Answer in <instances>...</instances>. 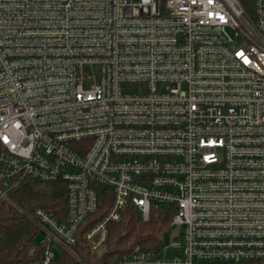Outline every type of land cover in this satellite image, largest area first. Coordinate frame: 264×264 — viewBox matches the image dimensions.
Returning a JSON list of instances; mask_svg holds the SVG:
<instances>
[{
  "label": "built area",
  "instance_id": "obj_1",
  "mask_svg": "<svg viewBox=\"0 0 264 264\" xmlns=\"http://www.w3.org/2000/svg\"><path fill=\"white\" fill-rule=\"evenodd\" d=\"M24 179L66 211L32 209L21 264L98 249L127 204L168 239L107 264L264 259V0H0V198Z\"/></svg>",
  "mask_w": 264,
  "mask_h": 264
},
{
  "label": "trees",
  "instance_id": "obj_2",
  "mask_svg": "<svg viewBox=\"0 0 264 264\" xmlns=\"http://www.w3.org/2000/svg\"><path fill=\"white\" fill-rule=\"evenodd\" d=\"M66 190L63 181L39 183L24 179L17 187L0 198V264H21L40 258L44 245L35 239L43 232L32 218V209L41 206L57 218H64ZM112 201L104 192L99 193L96 210L88 214L81 229L101 221L109 212ZM170 220V214L162 210H151L149 218L143 220L135 208L127 204L120 211L117 221H108L107 236L102 245L93 250L79 232L74 245L67 249L58 245L49 264H107L128 253L135 244L158 247ZM81 231V230H80ZM36 248L32 255L29 250ZM200 264H264V259L241 262H201Z\"/></svg>",
  "mask_w": 264,
  "mask_h": 264
},
{
  "label": "rangeland",
  "instance_id": "obj_3",
  "mask_svg": "<svg viewBox=\"0 0 264 264\" xmlns=\"http://www.w3.org/2000/svg\"><path fill=\"white\" fill-rule=\"evenodd\" d=\"M42 239V235H38L35 239L36 243H39L40 240ZM163 239L166 241L168 239V235L167 234H164L163 235ZM56 247L53 248V252L56 253L57 249H55ZM67 249H69L70 247H66Z\"/></svg>",
  "mask_w": 264,
  "mask_h": 264
}]
</instances>
